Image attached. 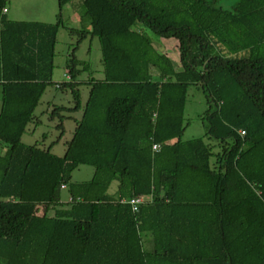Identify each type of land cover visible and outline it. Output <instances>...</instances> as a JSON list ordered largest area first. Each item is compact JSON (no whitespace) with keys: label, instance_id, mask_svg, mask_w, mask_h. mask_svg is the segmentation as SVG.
I'll use <instances>...</instances> for the list:
<instances>
[{"label":"trees","instance_id":"trees-1","mask_svg":"<svg viewBox=\"0 0 264 264\" xmlns=\"http://www.w3.org/2000/svg\"><path fill=\"white\" fill-rule=\"evenodd\" d=\"M216 1L58 0L45 24L8 20L0 0V264H264V0ZM65 6L82 9L90 31L67 30L98 41L103 78L84 83L82 106L87 66L68 58L54 86L82 114L57 157L21 139L52 84ZM146 32L176 42L179 69ZM190 87L217 154L181 141ZM79 166L88 182H71Z\"/></svg>","mask_w":264,"mask_h":264},{"label":"rangeland","instance_id":"rangeland-1","mask_svg":"<svg viewBox=\"0 0 264 264\" xmlns=\"http://www.w3.org/2000/svg\"><path fill=\"white\" fill-rule=\"evenodd\" d=\"M216 5L223 9L230 10L235 5V0H218ZM74 8V7H73ZM6 9L8 10L6 17L10 21L19 22H40L45 24L56 23L58 15V0H8ZM62 8V21L66 28L60 29L56 39L53 59V73L51 86L47 87L41 97L37 108L34 111L35 121L26 128V133L22 136L21 143L25 146H37L46 150L50 147V153L57 157H62L65 152L66 143H68L73 135L76 121L81 118L82 112L71 111L74 103L69 90H58L55 84L66 82L64 75L66 72V63L71 54L77 61L87 66V70L80 73L76 78V82L80 84L78 90L81 95V104L84 105L88 88L84 85L90 78L101 80L102 64L99 43L96 39L89 36L82 37L79 33L71 34L68 29L74 28L80 32L90 31L89 24L84 25L85 21L81 17L82 9ZM82 20L81 25H75V17ZM151 38L153 45L157 51L160 50V43L169 55L175 69H179V59L177 56V47L171 40L164 41L157 39L150 33L146 32ZM176 45V44H175ZM77 69L81 70L82 66ZM24 73V72H23ZM26 76H29L27 73ZM1 105V104H0ZM65 108L56 114H52L54 109ZM206 111L205 99L201 91L195 87H190L187 91L186 104L183 114L184 131L181 141L186 142L194 139H201L206 145L212 147L213 154H217L218 147L216 142L208 140L205 136L202 118ZM62 123L60 124V120ZM59 125H61L59 127ZM214 158L211 159L213 161ZM93 174V169L88 166H79L71 174V182L83 183L88 182ZM116 189V183L113 182L109 188V194ZM62 200L67 198L66 191L61 193Z\"/></svg>","mask_w":264,"mask_h":264},{"label":"crops","instance_id":"crops-1","mask_svg":"<svg viewBox=\"0 0 264 264\" xmlns=\"http://www.w3.org/2000/svg\"><path fill=\"white\" fill-rule=\"evenodd\" d=\"M64 8H66V10H65L66 13H68V10H69V9H72L70 6H65ZM76 9H77V7H76ZM78 9H79V8H78ZM7 12H8V10L6 9V13H5V15L7 14ZM82 20H83V19H80L78 16L75 17V25H78V24L81 25V24H82ZM84 21H85V20H84ZM84 25L87 26V23L85 22ZM173 42L176 44L175 41H173ZM175 44H174V46L177 47V44H176V45H175ZM158 46H160V50H162L161 53L165 54L169 59H172V58H171L172 56L169 55L168 51H166L165 48H164L160 43H158ZM176 52H177V50H176ZM177 56H178V52H177ZM64 76H66V74H65ZM62 191H63V190H62ZM115 191H116V190H114V192L111 193L110 195H114ZM108 194H109V193H108ZM66 200H67V198H66L65 200H62V202H65ZM148 248H150V246H149L148 244H146V249H148Z\"/></svg>","mask_w":264,"mask_h":264},{"label":"built area","instance_id":"built-area-1","mask_svg":"<svg viewBox=\"0 0 264 264\" xmlns=\"http://www.w3.org/2000/svg\"><path fill=\"white\" fill-rule=\"evenodd\" d=\"M3 13L5 14L6 13V10H3ZM65 77V79L67 80V81H69V76L68 75H66V76H64ZM241 134H243L242 132H241ZM152 150L154 151V152H158L159 150H160V147L158 146V145H153L152 146ZM65 187L64 186H61V189H64ZM141 202V200L139 199V198H136V199H132V200H130V205L132 206V208H133V210L134 211H136V206H137V204L138 203H140Z\"/></svg>","mask_w":264,"mask_h":264}]
</instances>
